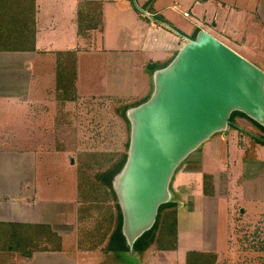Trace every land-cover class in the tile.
Instances as JSON below:
<instances>
[{
  "label": "rangeland",
  "instance_id": "rangeland-1",
  "mask_svg": "<svg viewBox=\"0 0 264 264\" xmlns=\"http://www.w3.org/2000/svg\"><path fill=\"white\" fill-rule=\"evenodd\" d=\"M40 1L44 2L43 11L45 17L54 15L57 18L63 6L62 11L65 20L72 14V6L70 4L63 5V0ZM166 3L170 7L173 6L172 2L168 3L166 1ZM197 3L205 4L207 7L206 20H209V22L204 25V29L208 34L236 51L244 59L264 72V25H261L259 19L254 16L258 1L256 0L253 3V0H205L203 2L197 0ZM188 6L189 2L188 5L182 4L183 9L180 8L179 10L177 7L175 10H169L174 16L172 25L180 30L182 29V31H185V29L191 30V23H196V11L201 8L197 5L195 7L191 5L190 8ZM141 7L143 6L135 5V11L137 12L138 10L140 16L145 11ZM235 9L248 10L251 17H254V20L257 21L260 29L257 35L259 44L255 46V49L250 47L240 49V47L232 44L220 33L222 26L225 24L224 17ZM77 11L78 9H76V14ZM184 12L189 15L188 18L183 17ZM217 14L221 16L220 18L218 17L219 19L215 22V28L212 29L211 26ZM43 24L47 26L50 22L48 23L45 20ZM120 29V24L108 22L106 26H103L102 31L98 28L96 29L97 33L92 32L90 34V31H88L85 36H82L81 45L87 47L86 49L89 51L87 55L91 57L85 58L83 64L86 66L82 65V70L84 69L89 74L88 80L93 82H89L90 85H85V80L81 81L79 91L80 93L93 92V96L81 98L76 95L74 101L69 102L70 104H65V107H61L62 103L56 102L55 92L53 93L48 88L50 87L46 81L48 76L45 74L47 65L44 61L48 60L49 55H42L44 57L38 59L36 58V55L39 54L38 51L30 54H0V151L16 150L23 153L32 151L35 157L32 165L30 163L27 164L26 161L22 163L21 173L17 172L13 178L14 181L24 176V178L31 179L34 170L37 178H48V184L46 185L45 183L42 187L44 192L49 195V198L59 200L58 198L66 199L72 197L73 199L77 193L78 169L83 165V160L86 164L92 163L93 159L90 158V153H124L126 151L128 129L116 110H119L118 108L121 106L131 104H119L112 98L98 97L100 68L99 63L94 60L97 59L94 51L101 49L103 44L109 47L110 38H113ZM89 34L90 36H87ZM43 41L47 42L48 40L41 39V42ZM121 42H123V39L118 38L115 45L122 47V45H118ZM173 54L168 51H146L145 55L154 59L150 60L151 63L147 65L161 66L158 63H164ZM89 60H91V63L87 64ZM27 65H29V69L26 68ZM36 75L40 79V82L35 85V87H39L37 92L36 89H32ZM15 90L17 94L13 93ZM48 92L50 93L49 95L47 94ZM44 94L49 96L48 100L49 98L56 100L55 108L52 104L46 102L47 100L43 97ZM22 95L24 96L21 97ZM137 104L135 103V105ZM46 109L49 110V113H45ZM36 112L37 117L34 116ZM245 122L249 121L245 120ZM253 129H246L244 126L241 128L244 132L240 131V133L242 135L246 133V139L243 141H240L239 137L236 138V134L234 139L232 138L233 136H230L224 143H219L216 140L218 137L214 138L215 145L216 147L218 146L215 151L221 154L220 161L218 160L220 167L225 161L234 158L235 155L241 154L242 158L247 159L255 158L256 156L264 158V144L254 140V138H264V133L256 126H253ZM4 137H7L8 141H4ZM235 141H238V146L243 149L240 154L235 147V143H237ZM43 152H47L46 155ZM64 155H68L73 159L72 167H69L66 163L64 164ZM222 157L223 160H221ZM9 161V157L0 155V171L2 170L4 174L7 171L3 166ZM78 164H80L79 167ZM82 170L92 180L94 179V176H92L94 171L85 172V168ZM196 179L197 177H194L193 181L195 182ZM6 183L5 187H8L9 183ZM240 183L241 180L240 182L237 180L236 191L240 189ZM220 196L217 195L213 199H206V201L196 199V203H185V200L183 202L184 207L181 209H177L179 207L176 205L180 222L179 239L177 240L179 247L177 245V251L168 254L167 264H180L183 256L182 252H184L185 248L215 253L217 264H264V214L256 219L253 216L261 212V208L258 207L260 205L241 202L240 200L234 205H229ZM190 199L193 200V198ZM66 207L63 204L54 203L53 211H62ZM91 214V219H87L88 221L83 224V226L86 225L84 230L81 224L78 225L77 230L74 232L78 243H84L82 244L84 246L89 245V242H99L100 239V236H97L99 234L97 227L94 226L95 215H98L99 212H91ZM239 216L244 220L239 219ZM233 218L235 219L233 220ZM86 228H90V233L85 232ZM55 242L57 243V241ZM121 243L120 249H123L122 246L125 245L122 243L121 246ZM106 253L101 248L95 253H91V255L86 253L79 254V256L75 255V258L79 260L80 256H83V258L89 260L87 264H147L146 259L142 260L141 257L140 261H135L134 257L128 256L124 251ZM4 262L0 258V264H4ZM82 264H85V262L82 261Z\"/></svg>",
  "mask_w": 264,
  "mask_h": 264
},
{
  "label": "crops",
  "instance_id": "crops-1",
  "mask_svg": "<svg viewBox=\"0 0 264 264\" xmlns=\"http://www.w3.org/2000/svg\"><path fill=\"white\" fill-rule=\"evenodd\" d=\"M63 1V5L70 4L72 6V14L66 20L63 17L62 11L64 6L62 7L61 12L57 15V18L54 15L45 17L43 11L44 2L40 0L34 1L36 9L34 51L0 52V54H30L38 51L39 54L36 55V58L38 59L43 58L44 56L42 55H49L48 60L44 61L47 65L45 68V74L48 76V80H46L48 86H50L48 88L54 93V53L75 52V88L77 96L81 98L88 96L92 97L93 92L80 93V82L85 80V85H90L93 81H89V74L84 69L82 70V65L86 66L83 64L85 58L91 57H88L89 55H87V53L89 51L86 49V46L81 45L83 40L82 37L78 35L76 9H78L77 5L80 3L95 2L100 4L101 27L99 29H101V31L103 26H106L108 22L121 25V29L116 35L113 38H110L109 47H106L105 44H103L101 49L94 51V54L97 55V59L94 60L99 63L100 68L98 97L123 99L126 103L134 105L135 103L140 104L144 102L151 93V71L146 67L148 66V63H151L150 60L153 58L146 56L145 52L168 51L174 53V56L181 45H183L185 38L192 39L200 29L207 32L204 29V25L209 22V20H206V5L198 4L197 0H153L151 3H149L150 0ZM166 1H168V3L172 2L173 6L170 7L167 5ZM201 1L203 2L205 0ZM255 1L256 0H253V3ZM257 1L258 6L254 16L259 19L261 25H264V0ZM188 2L189 8L191 5H193L192 7L197 5L201 8L196 11V23H191V30L185 29V31H182V29L180 30L178 27L172 25L174 16L170 11L177 9V7L179 10L180 8L183 9L182 4L188 5ZM135 5H142L143 7L141 8L146 12H149L152 16L150 18L140 16L138 10L137 12L135 11ZM231 11L232 12L224 17L225 24L222 26L220 33L225 39L232 44L237 45L240 49L248 47L255 49V46H258L259 44L257 35L260 29L257 25V21L254 20V17H251L248 10L235 9ZM183 14H185V12ZM220 16L221 15L217 14V17L211 26L212 29L215 28V22H217ZM188 17L189 15L185 18ZM45 20L48 23L50 22V24L44 26L43 21ZM229 20L231 22H229ZM234 23H237L238 27H242L243 30L238 31ZM92 32L97 33V30L90 31V34ZM90 34L87 36H90ZM191 35L193 36L191 37ZM118 38L123 39V42L118 43V45H122V47L115 45ZM41 39H47L48 41L41 42ZM249 44L251 45L248 46ZM234 52L237 53L236 51ZM172 57L166 59L164 63L159 62L158 64L161 66H157L156 68L166 65ZM89 61H87V64L91 63V60ZM28 67L29 65L26 66V68ZM35 78L36 80L32 89H36L37 92L39 87H35V85L40 82V79L37 78V75ZM94 85L97 86L95 83ZM13 93L17 94L16 90L13 91ZM47 94L49 95L50 93L48 92ZM23 96L24 95L21 97ZM43 97L47 100V103L52 104L55 108L56 100L54 101L53 98H49L48 100L49 96L46 94H44ZM56 102L59 103V101ZM65 104L70 103L64 102L61 107H65ZM48 111L49 110L46 109L45 113H49ZM34 116L37 117V112ZM245 120L244 118L236 117L234 119L233 127H230V129L224 134L212 136L197 151L192 153L177 169L170 184L173 202L179 207L177 209L184 207L183 202L185 200V203H196V199L206 201V199H213L215 196L221 195L220 197L226 200L229 205H234L238 200L241 202L254 203V205H260L258 207L261 208V212L253 215L255 216L254 219L264 214V158H260L259 156L250 159L242 158L240 153L243 149L238 146V141H235L237 142L235 143V147L240 155H235L234 158L225 161L222 167H220L218 160L220 161L221 154L215 151L218 146L216 147L214 138L218 137L216 140H218L219 143H224L230 136H233L232 138L234 139L235 134L237 135L236 138L239 137L240 141L246 139V133L243 135L240 133V131L244 132L241 128L244 126L246 129L250 128V130H254V125L250 121L246 123ZM241 135L242 137L240 138ZM4 141H8V138L4 137ZM43 153L46 155L47 152ZM0 155L9 157L10 159V161L3 166L7 173L4 174L2 170L0 171V225L14 224L23 229L31 230L33 232L37 231L38 233L33 244L35 245V248L29 253L20 255L16 252L4 253L0 251V258L5 261L4 264H82V261L87 264L89 260L83 258V256H80L79 260L75 257L79 256V254L85 253L91 255V253L93 254L97 250H80V243H78V240L74 235L78 225H80V221L78 220V208L81 206V199L78 196V191L73 199L72 197L66 199L58 198L59 200L49 198V195L44 192L42 187L43 184H48V178H37L36 174H34V170L31 179L24 178L25 176L20 177L17 181H14L13 179L18 171L21 173V165L24 161L31 165L34 163L35 157L32 151H28L27 153H23L22 151L17 152L16 150L0 151ZM69 159H71L70 156L64 155V164L66 163L69 167H72L69 163ZM221 160H223V157ZM205 175L211 176L212 196H206L203 194V178ZM194 177H197L195 182L193 181ZM237 180L239 182L241 180V183L240 189L236 191ZM6 182L9 183L8 187H5ZM190 198H193V200ZM54 203L63 204L67 207L62 211H53ZM176 218L178 240L180 222L177 210ZM238 218L244 220L240 216ZM234 219L235 218H233V220ZM56 240H58L57 243L55 242ZM177 245L179 247V243ZM177 248L174 252L177 251ZM188 251L205 252L199 249L192 250L185 248L184 252H182L183 256L180 264H185V253ZM174 252L147 251L146 253L144 252L136 255L134 260L140 261L142 257V260L146 259L147 264H167L168 254ZM106 254L110 253L108 252ZM161 256L164 257L161 258ZM176 260L175 257V261Z\"/></svg>",
  "mask_w": 264,
  "mask_h": 264
},
{
  "label": "water",
  "instance_id": "water-1",
  "mask_svg": "<svg viewBox=\"0 0 264 264\" xmlns=\"http://www.w3.org/2000/svg\"><path fill=\"white\" fill-rule=\"evenodd\" d=\"M150 82L149 97L125 111V160L111 180L130 257L159 207L173 202L177 169L212 136L230 129L231 114L264 128V72L202 29L151 71Z\"/></svg>",
  "mask_w": 264,
  "mask_h": 264
},
{
  "label": "trees",
  "instance_id": "trees-1",
  "mask_svg": "<svg viewBox=\"0 0 264 264\" xmlns=\"http://www.w3.org/2000/svg\"><path fill=\"white\" fill-rule=\"evenodd\" d=\"M35 0H0V52H28L34 50L35 38ZM153 2L150 0L149 3ZM100 4L85 2L78 5L77 25L78 35L85 36L88 31L101 27ZM182 35L181 33H179ZM55 98L60 103L72 102L76 98V56L75 52H55ZM150 71L156 69L154 65L146 67ZM117 103L125 104L123 99H113ZM135 106L134 104L121 106L116 110L128 129L125 111ZM236 117L250 121L254 126L263 131L264 128L246 118L240 113L230 116L231 127ZM264 144V138H254ZM128 144V142H127ZM125 153L92 152V163H85L77 172V191L81 199L78 208L80 225L82 228L92 213L99 212L94 226L100 236L99 242H89V245L80 244V250L96 251L101 248L105 252L126 251L124 239L121 236V215L116 204V199L111 189V180L120 170L125 160ZM80 164H78L79 167ZM94 171V179L83 172ZM203 194L212 196L211 176L203 178ZM176 203L169 202L158 209L153 227L144 233L134 244L133 249L137 255L147 251L174 252L177 248V218ZM90 228L85 232L90 233ZM82 232V231H81ZM37 231L23 229L14 224L0 225V251L16 252L20 255L29 253L35 248L34 241ZM122 240V243H121ZM58 242V240H56ZM120 243L123 249H120ZM88 244V243H87ZM92 244V245H91ZM117 250V251H116ZM185 264H216V254L211 252L188 251L185 253Z\"/></svg>",
  "mask_w": 264,
  "mask_h": 264
},
{
  "label": "built area",
  "instance_id": "built-area-1",
  "mask_svg": "<svg viewBox=\"0 0 264 264\" xmlns=\"http://www.w3.org/2000/svg\"><path fill=\"white\" fill-rule=\"evenodd\" d=\"M141 16L144 18H150L152 15L149 12L144 11V12H142ZM183 16L187 17L188 14L185 13V14H183Z\"/></svg>",
  "mask_w": 264,
  "mask_h": 264
}]
</instances>
